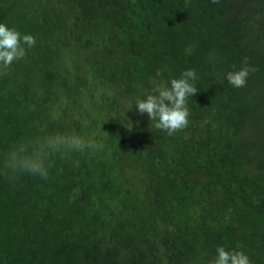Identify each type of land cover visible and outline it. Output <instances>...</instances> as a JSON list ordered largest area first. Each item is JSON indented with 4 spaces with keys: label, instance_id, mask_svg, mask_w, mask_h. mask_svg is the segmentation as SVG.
Here are the masks:
<instances>
[{
    "label": "trees",
    "instance_id": "1",
    "mask_svg": "<svg viewBox=\"0 0 264 264\" xmlns=\"http://www.w3.org/2000/svg\"><path fill=\"white\" fill-rule=\"evenodd\" d=\"M0 23L36 40L0 73V264H264V0H0ZM186 69V128L128 111ZM55 133L102 147L11 167Z\"/></svg>",
    "mask_w": 264,
    "mask_h": 264
},
{
    "label": "clouds",
    "instance_id": "2",
    "mask_svg": "<svg viewBox=\"0 0 264 264\" xmlns=\"http://www.w3.org/2000/svg\"><path fill=\"white\" fill-rule=\"evenodd\" d=\"M215 2V0H214ZM35 38L31 34L22 35L15 28H10L5 23H0V73L8 69L14 61H19L26 56V49L34 47ZM254 67L244 62V67L229 71L226 79L235 88L246 85L247 78ZM196 72L186 69L180 78H172L169 83L158 80L150 81L151 87L143 98L136 97L135 101H126L128 111L136 106L137 110L146 113L155 129L166 131L169 135L186 128L189 124L188 97L194 96L198 89L194 85ZM99 145L93 138L55 133L46 135L36 141L34 150L29 154L23 147L11 154L10 164L14 170L28 172L33 175L47 177L46 163L51 154L57 152H83L85 149H98ZM212 264H251L248 255L243 251L233 249L228 251L223 246L216 249V257Z\"/></svg>",
    "mask_w": 264,
    "mask_h": 264
},
{
    "label": "rangeland",
    "instance_id": "3",
    "mask_svg": "<svg viewBox=\"0 0 264 264\" xmlns=\"http://www.w3.org/2000/svg\"><path fill=\"white\" fill-rule=\"evenodd\" d=\"M94 52V51H93ZM98 55H101V53L100 52H95V56H97L98 57ZM106 73L107 72H105L104 71V74L106 75ZM108 74V73H107ZM106 77V84H99L98 85V87H100V89H101V85H102V89L101 90H98V92H99V95H100V97H102V98H105V97H107V95H106V87L110 84V82H111V80L109 79L108 80V78H107V76H105ZM120 82V81H119ZM119 84H121V82L119 83ZM104 85V86H103ZM93 86H94V84H93ZM105 87V88H104ZM95 88V87H94ZM118 88L119 87H115V88H112V90H118ZM91 90H93L92 88H90ZM89 89V90H90ZM110 88H107V90H109ZM69 90H87L85 87H79V86H77L75 83H72V87H71V89H70V86H69ZM97 93V92H96ZM45 94H47V91L46 90H39V92H38V95L37 96H39V97H42L43 95H45ZM126 114H125V111L123 110L122 112H120L119 111V117H120V119L121 120H125L126 118H127V116H125ZM54 116V115H53ZM55 117V116H54ZM56 117H58V115H56ZM120 120V123H122V121ZM105 122H108V120L107 121H105ZM121 125V124H120Z\"/></svg>",
    "mask_w": 264,
    "mask_h": 264
}]
</instances>
